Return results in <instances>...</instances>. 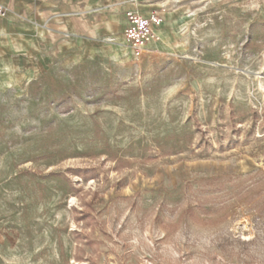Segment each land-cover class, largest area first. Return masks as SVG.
Listing matches in <instances>:
<instances>
[{"label": "rangeland", "instance_id": "374dc122", "mask_svg": "<svg viewBox=\"0 0 264 264\" xmlns=\"http://www.w3.org/2000/svg\"><path fill=\"white\" fill-rule=\"evenodd\" d=\"M140 1L6 6L0 264H264V0ZM95 8L160 44L55 42Z\"/></svg>", "mask_w": 264, "mask_h": 264}, {"label": "crops", "instance_id": "0c3cea01", "mask_svg": "<svg viewBox=\"0 0 264 264\" xmlns=\"http://www.w3.org/2000/svg\"><path fill=\"white\" fill-rule=\"evenodd\" d=\"M31 0H0V4L4 5L5 7H10L13 11V13L17 14L20 13L25 6L30 4ZM83 1V0H82ZM99 0H87L88 4L96 3ZM132 4L136 6H142L140 0H132ZM51 0H35V8L39 7H46L50 5ZM81 2V0H78V3ZM6 7V8H7ZM8 9V8H7ZM130 9L125 10L121 15L117 14L115 15L106 12L105 10H101L100 8H95L92 10H87V12H73L64 14L67 18H64L61 20L62 22V30H65L66 33L75 34V37H71L70 39H61L59 42L55 41L57 43H84L86 40L84 35L86 30H92V31H100V30H106L108 27L111 29L109 24L113 22H117L119 25V32L123 38V30L126 24L125 21V12ZM141 14L142 16H147L152 10L144 12L142 10H133ZM9 9L7 12V15L4 18H0V36H6L10 31H14L21 29L20 26L12 25L11 16L8 17ZM87 16V17H85ZM120 16V17H119ZM87 20V21H86ZM87 22V24L85 23ZM88 22H91L92 28L88 27ZM108 24V25H107ZM159 32V30H158ZM160 34V33H159ZM124 40V39H123Z\"/></svg>", "mask_w": 264, "mask_h": 264}, {"label": "built area", "instance_id": "2783aa9c", "mask_svg": "<svg viewBox=\"0 0 264 264\" xmlns=\"http://www.w3.org/2000/svg\"><path fill=\"white\" fill-rule=\"evenodd\" d=\"M8 9L0 4V18L7 15ZM125 27L123 39L127 47L135 54H143L159 41V26L161 16L157 11H151L147 16H142L136 11L125 12Z\"/></svg>", "mask_w": 264, "mask_h": 264}, {"label": "bare ground", "instance_id": "6f19581e", "mask_svg": "<svg viewBox=\"0 0 264 264\" xmlns=\"http://www.w3.org/2000/svg\"><path fill=\"white\" fill-rule=\"evenodd\" d=\"M160 26H161V22H160ZM159 26V27H160ZM159 36H160V34H159ZM160 40H161V36L159 37V41L158 42H156L155 44H153L151 47L153 48V47H157L159 44H160Z\"/></svg>", "mask_w": 264, "mask_h": 264}]
</instances>
